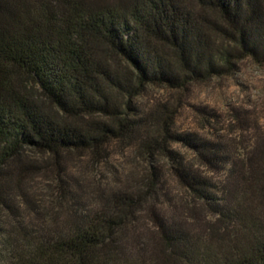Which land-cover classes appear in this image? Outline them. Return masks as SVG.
Here are the masks:
<instances>
[{"label":"trees","instance_id":"16d2710c","mask_svg":"<svg viewBox=\"0 0 264 264\" xmlns=\"http://www.w3.org/2000/svg\"><path fill=\"white\" fill-rule=\"evenodd\" d=\"M245 58L264 63V0H0V264H264V135L239 158L133 104ZM118 140L147 168L85 202L64 161ZM27 151L53 161L57 202L28 196Z\"/></svg>","mask_w":264,"mask_h":264},{"label":"rangeland","instance_id":"374dc122","mask_svg":"<svg viewBox=\"0 0 264 264\" xmlns=\"http://www.w3.org/2000/svg\"><path fill=\"white\" fill-rule=\"evenodd\" d=\"M133 104L134 114L147 117L151 124L173 113L174 133L223 139L230 143L237 157L243 158L253 141L264 135V63L242 59L236 62L232 73L192 84L186 90L148 86L133 99ZM135 143L131 140L111 142L103 153L105 156L95 161L89 153L67 156L64 161L67 172L82 183L85 202H95L99 194L119 188L123 179L131 183L130 174L147 168L145 161L135 153ZM174 147L193 160L192 154L181 145ZM26 159L39 169L26 186L28 196L35 202H57L53 161L33 151H27ZM158 161L163 162L161 157ZM169 188L177 198H186L185 192L174 182H169ZM186 200L190 202L188 196Z\"/></svg>","mask_w":264,"mask_h":264}]
</instances>
